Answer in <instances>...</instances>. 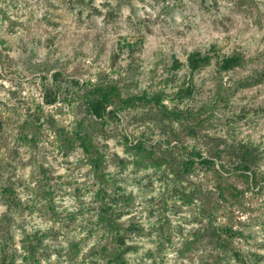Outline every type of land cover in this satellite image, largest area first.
Instances as JSON below:
<instances>
[{
  "label": "rangeland",
  "instance_id": "obj_1",
  "mask_svg": "<svg viewBox=\"0 0 264 264\" xmlns=\"http://www.w3.org/2000/svg\"><path fill=\"white\" fill-rule=\"evenodd\" d=\"M0 264H264V0H0Z\"/></svg>",
  "mask_w": 264,
  "mask_h": 264
},
{
  "label": "trees",
  "instance_id": "obj_2",
  "mask_svg": "<svg viewBox=\"0 0 264 264\" xmlns=\"http://www.w3.org/2000/svg\"><path fill=\"white\" fill-rule=\"evenodd\" d=\"M241 63L238 62L236 59H228L226 60V64L223 66V68H231L235 67L237 65H240ZM57 87V85H55ZM59 92V88L57 87L56 93ZM57 95V94H55ZM82 100L84 102V109L86 114L89 116H92L96 118L97 120H101L102 123L105 122V118L108 116L117 117V113L115 110H112L113 108L109 109L108 107H111V105L114 104L116 100H119V102L123 106H132L138 103H145V104H154L158 106L160 109L165 111L169 115V117L173 119H181L183 117V113L180 110H167L166 106L162 103L161 97L159 95H130L127 97L122 96L119 86L116 83L107 82L106 84H97L94 86H91L90 89L86 90L84 94L82 95ZM55 100V97H51L50 94L45 93L44 94V101L45 103L49 104L52 103ZM77 137L80 140L81 146L83 148V151L86 155H92L93 151H97L96 149H91L93 147V142L91 136L88 135V131H85L83 127V121L82 119H79L76 121L75 127ZM200 162L202 164H213L212 159L202 158L200 159ZM240 167L243 171L248 170V164L249 160L247 159V151H241L240 152ZM98 174H102V172L99 170V166H95L94 168V175L98 176ZM246 174V173H245ZM103 177V174H102ZM101 177V178H102ZM256 177V175L253 173L251 174V178L253 179ZM101 178L99 180L101 181ZM103 210V209H102ZM233 233V232H232ZM124 234L123 232H120L119 230L116 231L115 236V254L116 257H118L119 252L121 249H124Z\"/></svg>",
  "mask_w": 264,
  "mask_h": 264
}]
</instances>
